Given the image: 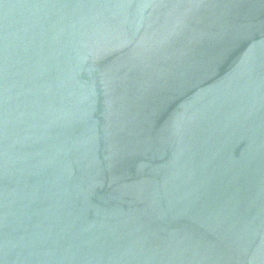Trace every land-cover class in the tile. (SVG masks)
<instances>
[{"label": "water", "instance_id": "95a60500", "mask_svg": "<svg viewBox=\"0 0 264 264\" xmlns=\"http://www.w3.org/2000/svg\"><path fill=\"white\" fill-rule=\"evenodd\" d=\"M0 264H264V0H0Z\"/></svg>", "mask_w": 264, "mask_h": 264}]
</instances>
